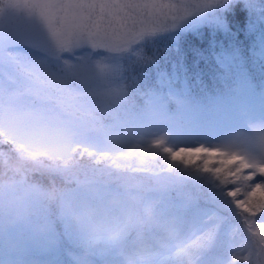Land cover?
<instances>
[{"label": "trees", "instance_id": "1", "mask_svg": "<svg viewBox=\"0 0 264 264\" xmlns=\"http://www.w3.org/2000/svg\"><path fill=\"white\" fill-rule=\"evenodd\" d=\"M192 14L200 20L195 28L180 29L175 24L145 37L120 55L106 58L107 71L102 82L121 92L117 110L123 119L141 124L147 118L165 117V122L182 134L195 132L202 138L210 131L228 129L232 118L244 121L245 115L261 111L264 0H223L216 7ZM18 23L37 26L42 33L38 37L29 32L21 37L10 35L11 28H21ZM46 36L35 17L10 10L0 15V39L9 42L8 52L12 54L32 53L46 61L47 57L38 50ZM13 65L0 61V81L19 78L20 67ZM7 72L13 74L10 81ZM248 98L253 103L249 107ZM1 146L4 150L9 147ZM149 197L155 199L158 220L170 224L172 230L181 220L192 235L200 224V236L211 235L210 243L192 251L194 264H233V256L243 251L241 246L247 247V226L226 191L212 178L177 173L164 179ZM255 219L264 222V218ZM15 229L0 232V264L17 247L26 248L28 264H81V235L70 222L49 218V228L39 239L32 238L23 227L19 226L18 232ZM192 235L180 246L190 243ZM163 237L160 231L149 234L151 248L144 264H176L172 257L164 259L159 255L164 242L171 239ZM46 244L51 246L49 252L40 255L39 249ZM123 255L116 248L101 249L97 264H124ZM239 259L241 264H247L242 257Z\"/></svg>", "mask_w": 264, "mask_h": 264}, {"label": "snow or ice", "instance_id": "2", "mask_svg": "<svg viewBox=\"0 0 264 264\" xmlns=\"http://www.w3.org/2000/svg\"><path fill=\"white\" fill-rule=\"evenodd\" d=\"M223 0H0L5 10L35 17L47 36L39 46L47 60L21 63L0 39V61L19 64V78L0 81V145L7 150L51 144L76 136L95 149H110L112 163L142 162V153L161 149L172 163L210 176L225 191L249 241L233 264H264V127L239 150L169 143L149 124L121 117V92L102 82L106 58L120 55L185 16ZM107 158L109 152L101 151ZM231 186V187H229ZM264 220V219H262ZM247 252V255L244 253Z\"/></svg>", "mask_w": 264, "mask_h": 264}, {"label": "clouds", "instance_id": "3", "mask_svg": "<svg viewBox=\"0 0 264 264\" xmlns=\"http://www.w3.org/2000/svg\"><path fill=\"white\" fill-rule=\"evenodd\" d=\"M101 151L110 154L105 158ZM90 152L76 136L0 151V232L20 226L39 239L49 218L63 219L81 235V264H97L98 252L111 248L124 253V264H144L150 233L173 236L171 225L158 220L149 193L177 173L210 176L172 163L161 149L146 150L142 162L130 164L112 163L110 149ZM211 239L202 235L177 247L176 264H194L192 251Z\"/></svg>", "mask_w": 264, "mask_h": 264}, {"label": "rangeland", "instance_id": "4", "mask_svg": "<svg viewBox=\"0 0 264 264\" xmlns=\"http://www.w3.org/2000/svg\"><path fill=\"white\" fill-rule=\"evenodd\" d=\"M197 21H199V18H197L196 15H193L191 13L185 16L182 20H180L176 24L177 27L180 29L186 28L187 26H190L191 28H195L197 26ZM20 24H21L20 29L11 28L10 35L19 36L24 32H29L32 34L33 37H38L42 33L37 26H33V25L25 26L26 25L25 23H18L17 26H19ZM154 34L148 37H152L154 36ZM21 36L22 35H20V37ZM36 39L39 40V38ZM23 53L25 52H15L17 60L20 61L21 63L25 62L26 60H33L37 62L44 61L41 58L37 59L34 55H32V53H28L27 55ZM9 62L13 65V62L11 61ZM13 67L15 68L14 65ZM6 75L8 77V80L10 81L11 78L10 76H13V74L7 72ZM252 104H253L252 99L248 98L246 100V105L249 107L252 106ZM260 108H261L260 112H256V113L254 112L248 116L245 115L243 117L244 121H239L238 119L233 121L232 118V125L228 129L223 131L222 129L210 131L209 133H205V135L202 138L197 137V134L195 132L190 134H182L178 128L171 126L170 124H168V122H165L166 120L165 117L156 118L155 120H150L149 118H147V120H145L141 124H149L151 126H154L158 130V132L167 135L169 138V143L173 145L182 144V143L192 146H195L197 144H204L209 147H234L239 150H243L245 147L244 142L252 136L253 129L258 127H264V105H261ZM0 150H4V148L1 145H0ZM149 199H151L155 203L154 198L152 199V197H149ZM202 228H203L202 224L196 227L197 231L194 234V239L202 234ZM15 231L16 232L19 231V226L16 227ZM172 231H173V236L171 237L172 241L170 244H167L161 249V251L159 252L161 256L174 257L173 253L175 249L183 242H186L188 237L192 235L191 233L192 230H187L186 228H184V225L181 220L177 221V223L173 225ZM48 248L49 249L51 248L50 244L48 245L46 244L44 247L39 249V254L42 255L45 252H49ZM26 251H27L26 248H24L23 250L21 247H17L16 249H14V252L5 256L4 264H26L25 262V259L27 257ZM31 260L32 259L29 258L30 262Z\"/></svg>", "mask_w": 264, "mask_h": 264}]
</instances>
